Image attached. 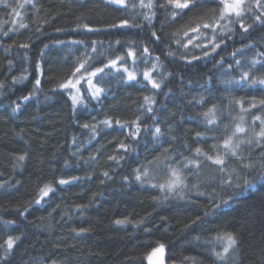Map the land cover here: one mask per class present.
<instances>
[{
    "label": "trees",
    "instance_id": "16d2710c",
    "mask_svg": "<svg viewBox=\"0 0 264 264\" xmlns=\"http://www.w3.org/2000/svg\"><path fill=\"white\" fill-rule=\"evenodd\" d=\"M129 2L138 5V0ZM6 3L16 7L23 0ZM162 3L165 0H157L151 24L142 15L148 9L122 8L108 0H33L35 7L17 8L19 17L0 3V243L10 235L21 237L0 264H147L159 244L165 245L168 264H264V185L222 190L211 179L218 175L217 166L195 153L197 147L211 153L214 145L222 144L225 125L230 132L234 117L244 115L251 125L253 115L264 116L259 107L241 113L235 103L242 100L248 108L253 98L257 103L264 99V86L237 83L254 58L264 61L259 56L264 53V24L254 20L264 5L257 8L249 0L253 11L245 17V23L252 25L247 33L238 24L230 26L231 32L202 28L200 39L185 48L183 44L195 34L183 33L197 17L211 22L213 10L220 7L218 0H200L198 7L175 19L171 8L159 7ZM123 19L140 27H109ZM20 23L28 27L21 28ZM84 24L100 31L90 32ZM153 31L159 40L152 37ZM213 35L214 43H220L215 52L209 43ZM93 43L97 52L92 51ZM197 43L201 47H195ZM145 47L149 54L143 53ZM129 49L136 53L135 64L126 55ZM205 51L210 55L204 56ZM86 55L92 57L89 70L124 56L137 79L127 81L122 70L105 68L96 78L105 91L93 99L82 81L86 98L73 110L68 93L56 85ZM236 60L241 61L239 66ZM153 64L157 67L152 75L163 80L160 89H153L142 75ZM253 71L259 75L264 67L257 64ZM36 79L41 85L34 90ZM145 96L155 100L150 113ZM15 104L20 108L13 112ZM213 105L217 122L209 125L203 114ZM138 116L140 131L132 138L131 122ZM105 120L113 122L111 127L102 123ZM115 120L129 122L130 127L121 128ZM86 123L95 126V135L82 127ZM157 126L158 137L153 135ZM121 142L127 150L119 148ZM260 151L255 145L246 149L245 163L260 161ZM25 154L18 164V156ZM165 155L171 157L165 163L183 170L188 185L184 199L152 187L165 183L163 167L151 171L145 182L135 178V169L149 166L157 157L164 160ZM192 159L202 161L199 170L187 164ZM235 166L230 158L229 168ZM245 173L249 179L256 175ZM74 176L81 179L71 180ZM59 179L70 183L59 185ZM194 184L205 195H198ZM44 185L55 191L36 204ZM213 189L224 198L237 194L205 217ZM197 216L202 220L193 224ZM118 219L126 223L117 225ZM81 228L86 231L79 232ZM227 232L236 234L238 246L221 261L215 252L222 250V244L215 237Z\"/></svg>",
    "mask_w": 264,
    "mask_h": 264
},
{
    "label": "snow or ice",
    "instance_id": "6c2138e0",
    "mask_svg": "<svg viewBox=\"0 0 264 264\" xmlns=\"http://www.w3.org/2000/svg\"><path fill=\"white\" fill-rule=\"evenodd\" d=\"M257 8L262 7L264 5V0H252ZM0 3H4L6 7H10L12 9V13L19 17L21 16V12L17 11V8L23 9L26 4H32L33 7V0H23V3H18L16 7H12V5H8L6 0H0ZM108 3L119 5L122 8H136L139 6L143 9H148V12L142 13L143 19L148 21L151 24L152 19L155 17V7L157 5V0H138L137 3H130L129 0H108ZM220 7L218 9L213 10L214 19L211 22H204V20L200 17H197L192 25L189 27L187 31L183 33L184 36H189V32L195 34L190 36L187 40L186 44H183V47H188L189 44L193 43V40H199L200 36L202 35L201 29H211L213 33H215L218 29L221 32L224 31H234V28L230 27L233 24H238L239 28L244 32L247 33L249 29L252 27L251 24L245 23V17L247 14L253 11L252 7L249 6V0H218ZM200 5V0H165V3L159 5L160 8H171L172 11L170 13L171 17L175 19V17L184 12L185 10L191 11ZM51 19H55V17H51ZM254 20L259 22L260 24H264V11H261L259 15L254 16ZM16 21H13L15 23ZM48 20H45L44 23H48ZM21 28H26L28 25L24 23H20L19 25ZM77 27H81V25H77ZM84 28H87L88 31H100L99 28H92L89 27L87 24L83 25ZM110 28H124V27H140L139 24H130L127 19L121 20L118 24H110ZM61 29H57L60 31ZM37 32L41 31L40 27L36 28ZM7 33H5L6 35ZM152 37L156 40H159L160 37L157 35L155 31L151 33ZM216 37L213 35L212 40L209 43L212 44V52H215L217 48L220 47V43H214ZM223 41H221L222 43ZM62 43V42H58ZM73 43H83V41H73ZM117 44L120 43L119 40L116 41ZM179 43V41H177ZM28 44H21L20 47L27 48ZM195 47H201V44L197 43L194 45ZM11 47V46H9ZM45 47H48L45 45ZM203 47L207 48V45ZM93 52H97V48L95 43H93L92 47ZM237 52L241 51V49H237ZM144 54H149V49L145 47L143 49ZM127 56L133 58V64L136 61V53L132 49H129L126 53ZM210 53L208 51L204 52V56H208ZM233 56L236 55V52H233ZM259 56L264 57V53H259ZM92 59L91 56H85L84 58H78L76 66L68 73L60 82L57 83L56 89L64 90L68 93L73 110L76 109L77 105H81L85 101V95L82 92V81L88 85V92L91 94V98L98 99L101 94L105 91V89L99 86V81L96 80L99 74L105 72V68H113L116 69L118 72L122 70L124 74H126L127 81H135L137 79V73L135 71H130L129 68L125 64V57L124 56H117L115 59H110L107 64L103 67H96L92 70H89L90 65L89 61ZM159 60V57L156 58ZM193 59H199V57H193ZM146 62V61H145ZM11 63V62H9ZM190 63V62H189ZM236 65H240L241 61L236 60ZM259 64L261 67H264V61L259 59H253L247 71H241L239 81L237 83H247L252 86L261 85L264 86V73L259 75L254 73V69L256 65ZM40 65H37L39 68ZM157 65L153 64L150 69H146L143 71L142 75L145 81L151 85L153 89H160L163 83V80L156 79L152 73L155 71ZM229 68L232 67L231 64L228 65ZM228 83H232V81H228ZM41 85V80L36 79L34 90L39 88ZM0 87H3V84H0ZM56 89H53L55 91ZM29 96L23 97V99H29ZM144 102L148 105L146 111L152 112L153 108L151 107L152 104L155 103L153 97L145 96ZM198 103L200 101H197ZM236 104L240 106L241 113H248L252 109H257L258 107L261 110H264V99H261L258 103L253 98V102L249 104L248 108L244 107L242 100H236ZM20 108L19 104H15V107L12 109L13 112L17 111ZM204 117L206 122L209 125L216 124L217 122V109L216 106L213 105L207 112H205ZM233 120L235 121L231 131L229 132L228 126L225 125V135L222 138V144L214 145L211 153H206L202 151L201 148L197 147L195 149V153L197 157H203L204 161L211 162L212 165L217 166V176H213L211 179L216 181L218 186L222 190H227L229 188L240 189L241 191L245 189H251L256 186V184L264 185V116L262 115H253L251 125L245 120L244 115H239L238 117H234ZM104 125L111 127L112 121L105 120L102 122ZM115 124L119 125L121 128L130 127L129 122L121 123L120 120H115ZM132 125H135V131H130L129 135L132 138H136L139 131H140V117L138 116L135 121L131 122ZM84 128H90L93 134L96 133V128L94 125L91 124H84L82 125ZM161 134V129L157 126L155 128V132L153 133L154 136H159ZM197 137L201 135V133L196 134ZM255 145L256 148L261 149L259 155L261 157L260 161L257 163H253L251 159H248V162L245 163V156L243 153L246 149H252V146ZM120 149L127 150L128 145L121 142L119 144ZM251 156V151H249V157ZM26 158L25 155H20L17 158V163L24 161ZM231 160L236 162V166L229 168ZM94 159V157H93ZM109 159L115 160V156H110ZM171 157L165 155L164 160H161L157 157L154 161L149 162V166H142L141 168L135 169L136 172V180L145 182L149 179L150 173L153 170H160L163 167V170L167 173V179L165 183L156 185L153 184L152 187H159L162 192H166L168 194H176L180 196L181 199L185 198L186 194L185 190L188 189V185L185 183L186 177L183 174L182 168L173 167L171 164L165 163V161L170 160ZM187 159V158H186ZM187 164H191L194 166L195 169L199 170L202 166V161L200 159H192L187 160ZM187 164L184 167H187ZM15 166V165H14ZM154 166V167H153ZM245 170L248 172H256V175L253 176L251 179L248 178ZM198 174V173H197ZM105 177H108V173L105 172L103 174ZM80 177H72L71 180H79ZM90 179V177H89ZM18 183V182H17ZM59 185H66L70 183L68 179H59L57 182ZM103 183V181H101ZM3 187V185H0ZM192 188L197 189L198 195H205L204 192H199V185H192ZM55 188L51 185H44L39 189L38 196L39 198L34 201V203L39 204L41 200L45 197H48L50 193H54ZM190 191V189H189ZM237 193H231L227 195V198L224 196H217L215 193V189H213L212 195V204L208 211L204 213L205 217L216 212L220 209L222 205H227L231 200L234 199ZM219 199V203H216V199ZM167 199V196H165ZM27 211V208H24V212ZM24 212L20 214L23 215ZM202 217L197 216L195 220L192 221L193 224L201 221ZM9 223H14L10 221ZM117 225H123L126 223L125 220L118 219L115 221ZM86 229L81 228L79 232H85ZM20 236H8L6 240L0 243V249L3 250L4 256L0 257V259L6 260L8 255L14 250L17 242L20 241ZM198 239V238H197ZM215 240L222 244V250L215 252V255L223 261L225 257L230 253L235 251L238 246V241L236 239V234L232 232L224 233L223 235H217ZM165 251V245L159 244L157 248L153 250V254H159L158 264H163V254ZM151 258V257H150ZM55 264V262H53Z\"/></svg>",
    "mask_w": 264,
    "mask_h": 264
},
{
    "label": "rangeland",
    "instance_id": "374dc122",
    "mask_svg": "<svg viewBox=\"0 0 264 264\" xmlns=\"http://www.w3.org/2000/svg\"><path fill=\"white\" fill-rule=\"evenodd\" d=\"M151 257V258H150ZM158 260H159V254H151L149 257H148V261H147V264H158ZM163 264H168L166 262V258H165V251H164V254H163Z\"/></svg>",
    "mask_w": 264,
    "mask_h": 264
}]
</instances>
